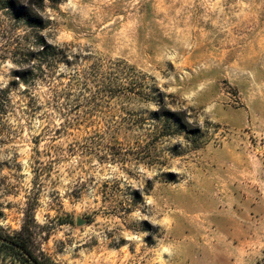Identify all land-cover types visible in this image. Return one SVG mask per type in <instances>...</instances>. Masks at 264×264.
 <instances>
[{
  "label": "rangeland",
  "instance_id": "obj_1",
  "mask_svg": "<svg viewBox=\"0 0 264 264\" xmlns=\"http://www.w3.org/2000/svg\"><path fill=\"white\" fill-rule=\"evenodd\" d=\"M38 12L45 28L0 10V225L31 209L61 264H256L264 0ZM41 40L70 56L46 63Z\"/></svg>",
  "mask_w": 264,
  "mask_h": 264
},
{
  "label": "trees",
  "instance_id": "obj_2",
  "mask_svg": "<svg viewBox=\"0 0 264 264\" xmlns=\"http://www.w3.org/2000/svg\"><path fill=\"white\" fill-rule=\"evenodd\" d=\"M58 0H28L25 6L17 3V0H0V10L11 9L16 17L24 21L30 28H45L48 21L39 15V10L45 11L46 2ZM42 51L40 57L48 63L50 60L59 61L70 56L69 52L59 50L53 45L41 40ZM42 63L41 64H46ZM24 78V76H20ZM83 85V84H82ZM85 86V84L83 85ZM112 94L113 87H105ZM159 117L166 122L174 121L175 126L182 130L181 119L178 114H172L166 107H161ZM1 110V109H0ZM43 226L35 218L31 209L26 213L25 220L19 231L10 232L0 225V264H61L47 252L44 247L46 241L43 235ZM264 264V256L256 263Z\"/></svg>",
  "mask_w": 264,
  "mask_h": 264
},
{
  "label": "water",
  "instance_id": "obj_3",
  "mask_svg": "<svg viewBox=\"0 0 264 264\" xmlns=\"http://www.w3.org/2000/svg\"><path fill=\"white\" fill-rule=\"evenodd\" d=\"M81 224H82L81 220H80V221H78V225H81Z\"/></svg>",
  "mask_w": 264,
  "mask_h": 264
}]
</instances>
